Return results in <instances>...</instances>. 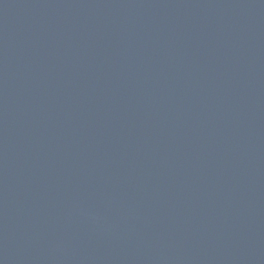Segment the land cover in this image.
Wrapping results in <instances>:
<instances>
[{
  "label": "water",
  "instance_id": "1",
  "mask_svg": "<svg viewBox=\"0 0 264 264\" xmlns=\"http://www.w3.org/2000/svg\"><path fill=\"white\" fill-rule=\"evenodd\" d=\"M0 264H264V0H0Z\"/></svg>",
  "mask_w": 264,
  "mask_h": 264
}]
</instances>
